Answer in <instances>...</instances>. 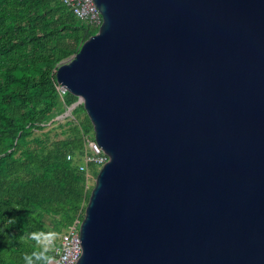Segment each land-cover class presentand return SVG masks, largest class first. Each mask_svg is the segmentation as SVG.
<instances>
[{
	"label": "water",
	"instance_id": "1",
	"mask_svg": "<svg viewBox=\"0 0 264 264\" xmlns=\"http://www.w3.org/2000/svg\"><path fill=\"white\" fill-rule=\"evenodd\" d=\"M55 71L108 160L75 264H264V0H93Z\"/></svg>",
	"mask_w": 264,
	"mask_h": 264
},
{
	"label": "trees",
	"instance_id": "2",
	"mask_svg": "<svg viewBox=\"0 0 264 264\" xmlns=\"http://www.w3.org/2000/svg\"><path fill=\"white\" fill-rule=\"evenodd\" d=\"M96 31L61 0H0V264H45L44 239L83 217L93 129L81 104L53 119L77 100L55 71Z\"/></svg>",
	"mask_w": 264,
	"mask_h": 264
},
{
	"label": "built area",
	"instance_id": "3",
	"mask_svg": "<svg viewBox=\"0 0 264 264\" xmlns=\"http://www.w3.org/2000/svg\"><path fill=\"white\" fill-rule=\"evenodd\" d=\"M69 9L73 16L82 24L93 29H97L102 22L99 9L93 0H61ZM61 93L66 92L64 86L58 85ZM71 156L67 155V159ZM108 157L103 152L96 141L89 140L87 142V151L82 157L83 163L79 165V169L84 170V163H92L100 168ZM81 219H76L68 225L61 233L55 236H48L44 239V245L53 252L45 264H75L81 254V245L79 242V227Z\"/></svg>",
	"mask_w": 264,
	"mask_h": 264
},
{
	"label": "rangeland",
	"instance_id": "4",
	"mask_svg": "<svg viewBox=\"0 0 264 264\" xmlns=\"http://www.w3.org/2000/svg\"><path fill=\"white\" fill-rule=\"evenodd\" d=\"M99 169V168H98ZM97 169V171H98ZM94 180V179H93ZM93 180H89V184H93Z\"/></svg>",
	"mask_w": 264,
	"mask_h": 264
},
{
	"label": "bare ground",
	"instance_id": "5",
	"mask_svg": "<svg viewBox=\"0 0 264 264\" xmlns=\"http://www.w3.org/2000/svg\"><path fill=\"white\" fill-rule=\"evenodd\" d=\"M97 143V142H96ZM102 149V148H101Z\"/></svg>",
	"mask_w": 264,
	"mask_h": 264
},
{
	"label": "crops",
	"instance_id": "6",
	"mask_svg": "<svg viewBox=\"0 0 264 264\" xmlns=\"http://www.w3.org/2000/svg\"><path fill=\"white\" fill-rule=\"evenodd\" d=\"M97 167V166H96ZM98 169V168H97Z\"/></svg>",
	"mask_w": 264,
	"mask_h": 264
}]
</instances>
